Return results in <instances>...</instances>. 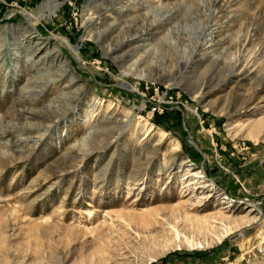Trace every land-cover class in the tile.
<instances>
[{
  "label": "rangeland",
  "instance_id": "obj_1",
  "mask_svg": "<svg viewBox=\"0 0 264 264\" xmlns=\"http://www.w3.org/2000/svg\"><path fill=\"white\" fill-rule=\"evenodd\" d=\"M47 1L0 0V264H264V0Z\"/></svg>",
  "mask_w": 264,
  "mask_h": 264
},
{
  "label": "bare ground",
  "instance_id": "obj_2",
  "mask_svg": "<svg viewBox=\"0 0 264 264\" xmlns=\"http://www.w3.org/2000/svg\"><path fill=\"white\" fill-rule=\"evenodd\" d=\"M117 3H118L117 1L116 2L113 1L111 4H109L110 7H107L106 10H108L109 8H111V6L116 5ZM62 4H63L62 2L57 1V0H48L46 3L43 4V6L50 8L52 11H55V10L59 9L62 6ZM25 17L27 18V20H29V21L31 20L32 21V18L30 17V15L25 14ZM197 50H198V48H196L194 50V52H193L194 57L197 56ZM72 51L78 52V48L77 47H72ZM198 176H200V175H198ZM224 230L227 231V226L226 225L224 226ZM186 243L189 246H191V247H193L194 245L195 246H201L200 242H196L193 238L186 239Z\"/></svg>",
  "mask_w": 264,
  "mask_h": 264
},
{
  "label": "water",
  "instance_id": "obj_3",
  "mask_svg": "<svg viewBox=\"0 0 264 264\" xmlns=\"http://www.w3.org/2000/svg\"><path fill=\"white\" fill-rule=\"evenodd\" d=\"M118 85V84H117ZM190 138L192 139V136H190Z\"/></svg>",
  "mask_w": 264,
  "mask_h": 264
}]
</instances>
